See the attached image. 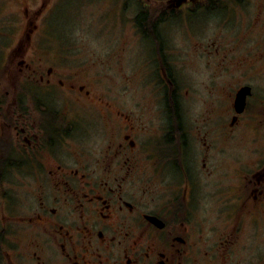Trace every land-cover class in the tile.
<instances>
[{
	"label": "flooded vegetation",
	"instance_id": "flooded-vegetation-1",
	"mask_svg": "<svg viewBox=\"0 0 264 264\" xmlns=\"http://www.w3.org/2000/svg\"><path fill=\"white\" fill-rule=\"evenodd\" d=\"M51 2L22 8L0 59V264H231L244 224L264 219V94L222 88L218 63L179 74L163 30L203 0H119L143 38L118 74L131 89L42 43L59 30ZM205 219L224 221L216 243Z\"/></svg>",
	"mask_w": 264,
	"mask_h": 264
},
{
	"label": "rangeland",
	"instance_id": "rangeland-1",
	"mask_svg": "<svg viewBox=\"0 0 264 264\" xmlns=\"http://www.w3.org/2000/svg\"><path fill=\"white\" fill-rule=\"evenodd\" d=\"M41 1L43 0H0V25L8 22L5 28H0V59L17 45L20 38V28L15 26L12 29L10 23L20 26L22 8L27 6L31 9ZM176 1L157 0L156 3L170 8ZM50 2L51 8L58 6L53 19L59 24V30L43 33L42 43L50 45L48 48H53L49 49L51 52L57 53L60 50L65 61L76 62L74 69L77 72L89 73L92 78H102V74L106 72L110 77L117 78L108 80L110 85L116 87L114 89H120L119 85L123 83L129 84L127 89H131L132 78L118 79V74L123 71L133 72V58L136 55L143 57V54H138V46H141L139 42L142 43L143 38L140 33L131 31L129 23L123 22L120 17L122 13H130L128 7L121 10L119 0ZM203 3V11L173 16L163 30L165 40L171 45L174 65H179V74L188 77L204 75L207 78L210 72L215 71L214 67L218 63L222 88H228L229 85L225 84L227 81L231 85L247 81L254 84L257 94L263 95L264 0H203ZM9 13H12L10 21L7 19ZM27 52L23 49L21 55H27ZM145 53L149 52L146 50ZM252 63L249 70L248 66ZM247 73H252L253 78L248 77ZM232 78L235 79L229 80ZM101 81L99 83L103 88L107 80ZM249 223H245L239 231L238 240L234 244L237 247L233 248L234 252L231 254V264H244L249 259L258 264L264 262V219ZM216 225L219 227L217 231ZM204 226L208 241L216 243L218 234L224 230V221L205 219ZM224 233L225 231L222 232ZM242 244L243 247L240 248Z\"/></svg>",
	"mask_w": 264,
	"mask_h": 264
},
{
	"label": "water",
	"instance_id": "water-1",
	"mask_svg": "<svg viewBox=\"0 0 264 264\" xmlns=\"http://www.w3.org/2000/svg\"><path fill=\"white\" fill-rule=\"evenodd\" d=\"M250 92V86L245 84L238 88L235 94L234 106L236 110H240L244 106L245 97Z\"/></svg>",
	"mask_w": 264,
	"mask_h": 264
},
{
	"label": "trees",
	"instance_id": "trees-1",
	"mask_svg": "<svg viewBox=\"0 0 264 264\" xmlns=\"http://www.w3.org/2000/svg\"><path fill=\"white\" fill-rule=\"evenodd\" d=\"M211 1H212V0H211ZM236 1H240V0H236ZM208 6H209V5H208ZM54 31H57V30H54ZM50 32H51V31H48L47 33H50ZM47 33H46V34H47ZM45 38H46V37H45Z\"/></svg>",
	"mask_w": 264,
	"mask_h": 264
}]
</instances>
